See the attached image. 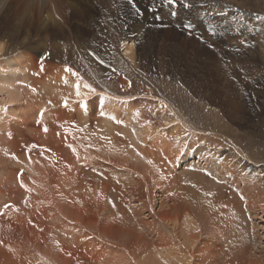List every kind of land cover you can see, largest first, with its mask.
I'll return each mask as SVG.
<instances>
[{"label":"rangeland","instance_id":"rangeland-1","mask_svg":"<svg viewBox=\"0 0 264 264\" xmlns=\"http://www.w3.org/2000/svg\"><path fill=\"white\" fill-rule=\"evenodd\" d=\"M65 1L73 3L72 5L76 10H70L69 13H67L68 15H65L64 22L61 23L64 25L60 26V32L62 30L65 32L62 31L63 33L61 32L60 34L64 35L65 38L71 40L72 44H76V48L78 50V53L80 54L79 56L82 57L83 55L82 58L84 59V61H86V67L90 69L92 68L93 72L95 70L97 72H100L99 76H97V79H101V81L107 80V78L111 79L116 74H120L123 77L127 76L128 78L132 79L135 85L139 86L141 84L132 71L135 68L134 71L137 70L136 75L139 74L146 77L155 85V87H148V89L146 90L147 96H142L143 98L148 100H157L158 98L168 101L176 107L180 116L184 120L196 126L197 128L195 129L201 131L197 132L198 134H202L205 132L207 133L205 134L207 136L218 135V137H220V150L218 153V159L222 163V166L226 168L219 167V162H214V165H206L205 163L201 162V159V161L199 160L198 163L194 164L188 163L189 161L184 158H181L180 160L177 159L175 161L174 157L183 156V151L181 155V150L179 149L181 143V131L186 130L184 126L181 128L177 127L175 129L167 128V131H164L160 126H158L157 123H149L148 121H146L141 124V126L144 125V128H147L153 135L148 143L140 144V140H136L135 142H133L132 139L127 137L126 132L122 131V128L129 126H132V128L136 129V124L131 123L127 125L125 122L127 119L122 120L123 123L111 121V133L107 138V145H105V155L106 157H108L109 155L108 159L110 158V160L104 161L106 164L110 165V168L113 169L114 174H111L108 178H112L108 180L107 178L104 179L100 176L93 177L90 173L92 172V174H95V171L93 173L92 170H87L91 172L85 171V173L88 174H84L86 178L82 181L86 182L85 188H87L88 186V180H90L88 182L94 181V183H97L98 187H100L99 184L104 186L110 184L112 182L111 180H114L117 176L115 174L118 171V169H116L114 164L112 163L114 162V160H118V162L122 164L121 167L127 170V175L124 174V178H130L133 180L132 184H130V188H133V192L129 191L127 193V198L132 199V203L129 206H123L124 209L122 213H118V211L115 212L116 216L120 214L117 216L119 217V234L117 240L116 242H114V244H112L109 242V240L103 238L106 242L102 246V252L100 251L101 253L99 251H96V247L99 245L96 242V240L98 241V239L92 237L91 233H88L89 231H86V227V232H84L83 227H76L73 224H68L66 225V227H64V225L62 232L57 231V244L58 247L61 246L58 249L60 250L59 252L62 254V251L64 250L63 256H65L66 254L70 255H66L69 262L70 257H72L73 255L78 256L81 253V256L86 253V256H90L92 254L93 258H95L97 255L94 256V251V253L96 252V254H102L101 258H103L104 260L100 261V264H151L153 263V259L156 258V256L165 258L170 254L180 256L183 259L187 257L188 253H186V251L188 252V249L180 243V227L177 229V226L188 225L190 227V225L187 224L190 222L194 225V227H196L192 230L193 233L197 234L199 232V234H201V237H210L212 238V240L215 239L218 242L221 241L220 243L223 245L226 242V238H224V236L226 235L225 231L228 230L229 227H231L229 223L227 224L229 220L235 221L239 227L242 224L244 225L247 233L245 241L247 240L246 243H248L249 245L248 253L253 255L254 252H258V250H261V248L264 247V220L262 219V216L264 214L261 213L260 209L253 208L251 206H248L247 209V207L245 208V206L242 205L244 211L243 214L239 215L240 212L237 211L239 207L236 203L238 202V204H243V201L245 200L251 201L252 199H256L257 197H259L262 191L264 192L263 185L260 182L261 178H264V0H188V7L184 6L183 0H179L176 7L162 3L161 0H156L154 8L149 9V11L152 12L153 17H151L150 19L146 17V27H143L144 29H142V31L138 34H129L130 31L128 29V21L125 20L122 15H120V4L118 2L119 0ZM127 1L129 0H124V6L126 7H128V5H131ZM75 4L76 6H74ZM163 11H165V13H163ZM138 22L141 23L140 20H138ZM65 24H69V26H66ZM185 25L192 26L191 34H188ZM64 27H66V29H64ZM68 27L69 29H67ZM212 28L215 29V35H211L208 33V30ZM202 35H204L205 39V41L203 42H201L199 39V37ZM86 37H88L87 40ZM128 39L131 43L133 42L132 45H136L135 48L133 46L131 48V52L135 56L133 60H130L129 57H125L123 55L125 53L123 49V41H126ZM221 41H227V44H223L221 43ZM241 41H244L245 43H241ZM29 42L30 43L27 45V48L29 49L23 48L21 51L30 52L32 48L34 50H38L39 52L43 48V50H46L43 42L40 43L39 40L35 38H33ZM213 42H217L218 44L215 51L212 48L208 47V44ZM95 43L97 45V49L95 48ZM98 46H100V48ZM156 48L158 49V51ZM90 51L96 52L97 55L105 61V64H100L93 56L89 55ZM43 54H47V51ZM138 60H140V62ZM219 62H222L225 65L224 69L226 71L228 70L227 73L222 74L223 69L219 67ZM67 65L72 67L74 71H77V68L73 67L70 64ZM60 66H62L63 69L65 68V64L63 62H59L57 66L58 68H55L57 70L54 69L53 72L50 73H47L46 66H44L45 69L42 71L44 73H42L40 65L35 68H39L38 71H40L42 74H40V72L38 71H34L33 69L30 70L28 74V82H26L25 86L27 87L28 91H30L29 95L31 94V97H38V101L37 99L32 100V107L36 106L35 108H39L41 105H44V107L55 110L58 105L61 104L58 108L64 109L63 102L65 98H67L69 105L73 103V100L71 98L76 97L75 91H73L71 89V85L68 84L70 82L67 81V84L63 83L65 79L63 81V78H61V76L65 78L68 73L65 72V70L62 72L63 69ZM136 66L138 67L136 68ZM113 69H115L116 71L113 72ZM59 70L61 71L59 72ZM219 70L221 73L219 72ZM230 70L233 71L231 74L235 75V78L230 76ZM57 71L59 73H57ZM78 73L81 72L79 71ZM43 74L45 76H43ZM52 74L57 76L51 78ZM227 74L232 78L231 80L229 79ZM46 75L50 76H48L47 78ZM97 79L90 81L85 77L83 79L88 83L92 82L91 84L96 88V93L89 94L90 96H98L97 98L99 99V102L102 101L103 96L109 97V99H104V102L102 104L100 103L96 107V110L94 109V111H97L98 113L97 114L95 112V121H92V119H90V116H88L90 111L86 110L88 109V107L90 109L91 106L90 103V106H88L87 101H89L90 97L88 95L84 102L85 104H87L85 105V107L84 103L82 105L79 103V101L77 102V97L74 99V102L76 103L72 104V108L75 112L72 108V112H70L71 110L68 111L72 113L71 119L70 117H68V114H66L67 116L63 115L64 118H67L66 121L70 119V122L68 121V124L67 122H65L67 125H64L63 129L70 128V126L73 125V127H71V129L74 130L73 137L78 138V142L75 139L74 143H72V147H76V149L79 151L77 152L76 150L75 153L71 152L73 148H71V145L69 144L70 146L68 145V147H66L67 150H65L66 148H64L63 150L61 149V152L59 153L60 155L57 156V159L59 158V161L61 160L60 158H62V160H64L63 162L67 163L65 165L62 164V166H59L61 165V163H63L62 160L60 161V163L56 162L59 173L58 177L56 176V179L60 178V180H56V185L60 187L65 193H68V191H70L69 193H79L83 196H89V194L94 195L92 191L89 192L88 190L86 191L85 188L83 189V187L80 186V184H82L81 181L77 180L75 176L80 172L78 171V169L83 164V160L85 163L90 160V156L93 157V154L89 155L91 154L90 152L92 151V148H87V150L90 152L88 155H86L88 151H85V143L83 141H79V138L81 139V137L78 136V133L79 135H82L84 134L83 131H86L84 130L85 126L82 127V123H88L87 117H89V127L93 129L97 128L99 124L102 123L101 119L102 113H104L105 105L107 109V106L110 103H113L115 106L112 104L111 107H119L116 108L117 112H119L118 110L120 108L122 111H127L126 107L129 108L130 105L133 104V101H135L136 99L135 98L126 103L122 102V100L115 99V97L117 96L125 98V94L117 95L111 92H107L106 89L101 88V81H99V83L97 82ZM56 81L58 82L56 83ZM74 82H76V80L73 81V83ZM203 86L205 87V89ZM156 88L161 93H163L164 96L156 95L154 93L156 92ZM33 89H35V91H33ZM196 90L199 93H197ZM85 91L86 89H84V92ZM201 91L203 92L202 95L200 94ZM206 92H208L209 95L211 94V96L204 97L203 94ZM231 93L233 94L232 96ZM54 96L56 99L54 98ZM46 98L48 99L46 100ZM35 101H37L36 104L38 105L35 104ZM70 101H72V103H70ZM0 103L3 104H0V112H2L0 113L2 119L1 117L0 119H4L3 122L0 120L1 145L3 142L7 141L4 134L2 135V133H4L3 128L7 123H11L10 120L13 118L11 114L8 113L9 111H7L5 107L7 106V104H4L5 102L1 99ZM52 104H54V106ZM79 104L83 107L79 106ZM2 108H5L4 110L6 112ZM83 110L86 113V116ZM64 113L66 112L64 111ZM82 114H84L85 117ZM37 117L38 122L41 123L43 121V117L41 118L40 115H38ZM84 118H86L87 120ZM78 119H81V124H79ZM74 121H78V123L75 124ZM127 121H131V119H128ZM87 125L88 124H86V126ZM74 127L81 128L74 129ZM55 129L57 132L52 131H55ZM59 130L62 129H51L48 127V131L45 132L43 127L42 131L44 132V136L42 141H46L44 144L48 143L46 144V147L48 146L49 148L50 146H54L55 149L57 143L55 144L54 140L58 138V135L59 137L66 136L64 138L71 139L70 137H68L70 133H65V130L59 132ZM217 132L219 134H217ZM54 133H56V135ZM35 138L37 139V144H39V142L41 143V138ZM117 139L120 140L119 142L121 143L124 141V144L126 143L125 147L134 155H138L139 157V151L141 150L145 153H149V157H142V159L138 161L128 159L126 157V154L122 151L123 143L121 147H115V141ZM29 140L31 141V138H29ZM221 140H223L224 142ZM29 144L28 146H31V144ZM222 145L223 147H221ZM237 147L241 150L243 155L236 153ZM1 148L2 146H0V152L2 151ZM68 148L71 149L69 150ZM82 150L86 153H82ZM44 152L48 153V149H45ZM221 153H223L224 159H221ZM79 154H82V158L80 157V159ZM77 155L78 158L76 157ZM70 159L72 160L70 161ZM79 163L80 166H78ZM60 167L63 168V171L66 167L65 170L70 171L68 172V174H71V171L76 172V169L78 173H74L75 175L73 174V178H70V175V177L66 176L67 173H65V176H62L63 171L60 170ZM203 169H207V171L210 172L211 175H206ZM189 172L190 175L187 174ZM156 173L157 175H155ZM66 177L67 180H65ZM88 177H91V179L93 180L88 179ZM68 180L70 182H73L74 184H69L70 182H68ZM98 181L102 183H98ZM105 181L106 183H104ZM193 184L197 185L199 190L198 192L199 194H201V200L207 197L208 199H210V202L207 203L205 200H203L202 202L206 207V209H204L205 212L200 214L193 211L191 212L192 215L189 213L192 217L187 218V212H185L184 214L182 213V211L180 212V209H177L176 206H174L175 203L172 199L173 196L177 195L179 191ZM161 185H163V187ZM247 190L249 191V194ZM112 192L111 190H109V194L106 193V199L111 203H108L110 207H112L115 201H117L116 198H118V196L115 193H119L117 191ZM207 193H211V195H207ZM133 195L136 197H134ZM26 199L27 198L25 197L23 199V202H25ZM110 199L112 200L110 201ZM225 208L228 210L227 216L223 211ZM218 212L221 213V215ZM164 214L166 215L165 219H163L162 217ZM206 222H208V225L205 224ZM210 223H213V225H211V227L213 226V229L208 230V228L206 229L205 226L209 227ZM199 224L201 225L199 226ZM69 225H73L72 228H69ZM173 226H175V228ZM75 227L79 231H77ZM70 229L75 233L71 234ZM81 230L82 233H88L90 235L83 234V236H81L82 239H79V241L75 239L74 241L75 236H80ZM64 232L65 234H63ZM208 234L209 236H207ZM66 235L70 236L66 237ZM141 237L143 238L142 240ZM68 238H71L69 239L70 241L68 240ZM222 238L224 241L222 240ZM84 240L85 242H82ZM87 240L88 244L86 245ZM90 240H93L94 244H92L93 242H91ZM73 241L77 244H80L82 248L77 244L75 245ZM259 242L261 243L260 248L257 249V245H259ZM82 243H85L84 246L82 245ZM96 243L98 245H96ZM89 244L90 247L93 245L92 247H94L95 250H90V248L85 247V245L88 246ZM64 247L66 249H64ZM99 247L100 245L98 246V249H100ZM73 248L75 250L78 248L80 253L77 250V254ZM170 251L172 252L170 253ZM87 252H89L90 255H88L89 253L87 254ZM93 258L92 260H94ZM150 260H152V262ZM190 262L191 264H196L193 259H191ZM84 264L90 263L89 261H87Z\"/></svg>","mask_w":264,"mask_h":264},{"label":"bare ground","instance_id":"bare-ground-1","mask_svg":"<svg viewBox=\"0 0 264 264\" xmlns=\"http://www.w3.org/2000/svg\"><path fill=\"white\" fill-rule=\"evenodd\" d=\"M100 1H105V0H100ZM118 2L120 4V15H122V17L128 21L127 22L128 23V29L130 31L129 34H132V33L138 34L139 32H141L142 29H144L146 27V23H147L146 17H148L149 19L151 17H153V14L151 11H149V9L154 8L156 0H137L136 1L137 7H133V6L128 5V4H127L128 7L124 6V4H125L124 0H119ZM127 2H129V1H127ZM161 2L165 3L164 0H161ZM72 4L73 3H70L69 1H65V0H0V39H3L4 41L7 42L5 50L0 51V99L5 102L4 104H7V106H5V107H6L7 111H9L8 113L11 114V116L13 118L10 120L12 124L9 122L5 125V127L3 126L4 127L3 128L4 133H2V135L4 134L7 141L3 142L0 145V146H2V148H1L2 151L0 152V209H3L4 204H13L16 206V209H18V211L16 209H3L4 214L0 216V264H59V263L61 264L63 261L65 262V260H66L65 264H84L87 261H89L90 264H95V263L98 264L100 261L104 260L103 258H101L102 254H100L102 252V246L106 242L103 238H106L112 244H114V242H116L118 234H119V231H118V226H119L118 218L119 217H117V216L120 214H118L116 216L115 212L118 211V213H122V211L124 209L123 206L131 205L132 199L127 198V193L129 191H132V189H133V188H130V184H132L133 180L130 178H128V179L124 178V174L127 173V170H125L121 167L122 164H120V162H118V160H114V162L112 163V164H114L115 168L118 169V171L115 174L117 176L115 177L114 180H111L112 182L110 184H107L106 186L99 184L100 187H98L97 183H94V181L88 182V181H90V180H88L87 181L88 186H87V188H85L86 182H83L82 180H84L86 178V176L84 174H88V173H85V171L91 172V171H87V170H92L93 173L95 171V174H92V172L90 173L93 177L100 176L101 178H104V179L107 178L108 180H110L112 178L111 177L109 179L108 177H110L111 174L112 175L114 174L113 169L110 168V165L105 163V161L110 160V158L108 159L109 155H108V157H106V155H105V145H107V138L110 136V133H111V128H110L111 121H115V122L117 121L118 122V121H122V120H126V119L127 120L131 119V121L126 120L125 121L126 124L128 125V124L134 123V124H136L137 128L136 129L132 128V126L124 127V128H122V131L126 132L127 137L132 139L133 142H135L136 140H140V144L148 143L150 141V139L152 138V135H153L152 133H150V131L147 128H144V125L141 126V124H143L146 121H148V122L150 121L151 123H157L158 126H160L164 131H167V128L169 129V126H172L171 129H175L177 127L181 128L184 126L186 130L184 129L185 131H181V134H180L181 135L180 136V142L181 143H180V149H179V150H181V155H182V151H183V156L174 157L175 161L177 159L180 160L181 157H183L184 159H187V161H189L188 163L194 164V163H198L199 160L201 159L202 161L201 160L200 161L205 163L206 165H208V164L214 165V162H216V163L219 162L220 163L219 167H222V168L224 167V166H222V163L218 159L219 158L218 153L220 150V146H219L220 137H218V135L217 136H214V135L207 136V135H205V134H207L205 132L202 134L199 133L200 134L199 135L197 132H201V131H199L198 129H195V128H197L196 126H194V125L188 123V121L184 120L180 116L176 107L173 106L171 103H169L166 100L158 99V98H157V100L156 99H151V100L145 99L142 97L143 95H141V93L139 91H137L134 93L137 95V98L135 99V101H133V104H131L129 108L126 107L127 111H122L120 108L118 110L119 112H117L116 108H119V107H115V108L111 107V105L113 103H110L107 106V109H106V105H105L104 113H102V119H101L102 123L99 124V126L97 128L93 129V128L89 127V117H87L88 123L85 122L86 124H88L87 126H86V124L82 123L83 124L82 127L85 126L84 127L85 129L84 128L83 129L86 131L85 132L83 131L84 134H82V135H79V133H78V136H80L82 139L81 140L79 138V141H83L85 143L84 146L86 147V149H85V147H84V149L86 152L88 151L87 148H90V149L92 148V151L91 152L88 151V153L86 155H88L90 152L91 154H89V155L93 154V157L90 156L91 157L90 160L85 162V163L83 160V164L81 166L79 163L78 166H80V168L78 169V166H77V169L80 172L78 173L77 169L75 170L78 174L75 175L74 173H76V172H72V171H71V174H68V172H70V171L65 170L66 167L64 168L65 172L62 170L63 168L60 167V170H62L64 172V173L62 172V174H63L62 176H65V173H67L66 176L70 175L71 177L70 176L69 177L73 178L72 176L74 174L76 176V179L81 181L82 184H80V186H82L83 189L85 188L86 191L87 190L89 192L92 191L94 193V195L89 194L90 197L88 195H87L88 196L87 197V196H83L79 193H77V194L76 193L75 194L69 193L70 191H68V190H67L68 193H65L64 191H62V189L60 187H58L56 185V180H60V178L56 179V176L58 177V174H59L58 173V166H57L56 162L60 163V161L62 160V158H60L61 160L59 161V158L57 159V156L60 155L59 153L61 152V149L63 150L64 148L68 147L69 144L71 145V148L76 149V147H74V146L72 147V145H73L72 143H74L75 139L77 141L78 138L73 137L74 130L71 129V127H73V125H72V126H70V128H68L69 131L65 132V133H70L68 137H70L71 139L64 138L66 136H60L59 137V135H58V138H56L54 140L55 144L57 143L56 148L54 149V146H50L48 148V146L46 147V144H48V143L44 144L46 141L45 142L42 141L43 136H44V134H43L44 132L42 130H43V127L47 126V128L49 127L51 129L52 128L53 129L54 128L62 129V130H59V132H62L64 130L63 129L64 125H67L68 121L70 122V119L72 116V113H70V112H72V110H71V108L73 106L72 104L76 103V102H74L75 101L74 99L76 97L71 98L73 100V103H72V101H70V103H72L71 105L68 104L67 107H64V105H63L64 109L62 107H60L62 109L58 108L61 104L58 105V107L55 109L56 111L51 109V108L49 109L47 107H44V105H41L39 108H35L36 106L32 107V105H33L32 100L37 99L38 97L37 98L31 97L30 96L31 94L29 95L30 91H28L25 84H26V82H28V74H29L30 70L33 69L34 71H38L39 68L36 69L35 67H37L38 65L41 64L42 59H43V65L46 66V68H47V73L53 72V70L55 68H58L57 67L58 63L63 62L65 65L70 64L73 67L77 68L76 72L80 71L81 77L83 79L85 77L87 80L90 81V80H96L98 78L97 76H99L100 72H97L96 70L93 72L92 68L90 69V68L86 67V61H84V59L82 58L83 55H82V57L79 56L80 54L78 53V50L76 48V44L75 43L72 44L71 40H69L68 38H65L64 35L60 34L63 31L61 29L62 31L60 32V28H61L60 26L64 25L61 23L64 22L65 15L67 13H69L70 10H74V11L76 10ZM74 6H76V4ZM115 7H113V8H115ZM137 8L139 9V11L137 10ZM163 13H165V11H163ZM142 14H145V15H142ZM138 20H140L141 23L138 22ZM66 23H67V21H66ZM67 25L69 26V24H67ZM64 29H66V27H64ZM67 29H69V27ZM63 32H65V31H63ZM52 36H53V38H52ZM72 36H73V34H72ZM76 36H78V35H76ZM26 37H27V39H26ZM33 38L39 40L40 43L43 42V45L45 46L46 50H43L44 48L42 47L43 49L40 52L38 50H34L33 48L30 50V52L21 51L23 48L24 49L27 48V45L30 43L29 41H31ZM87 38L88 37H86V40H87ZM49 40H51L50 44L48 43ZM96 42H97V40H96ZM40 43H38V44H40ZM132 43L130 42L129 39L126 41H123L124 52H128L132 48V46H133ZM94 45H96V43ZM98 47L100 48V46H98ZM95 48L97 49V45ZM27 49H29V48H27ZM152 50H153V48H152ZM46 51H47V54H43V53H46ZM157 51H158V49H157ZM134 57H135L134 54L131 52V56L129 57L130 60H133ZM137 58H138V55H137ZM145 58H147V57H145ZM138 61L140 62V60H138ZM132 63H133V61H132ZM60 67L62 68V66H60ZM137 67L138 66H136V68ZM219 67H221L223 69L222 74L227 73L228 70L226 71L224 69L225 65L222 62L221 63L219 62ZM55 70H57V69H55ZM134 70H135V68H134ZM134 70H132V71H133V74H135L137 80L139 82H141L142 80L144 81V84L142 86L139 85L140 87H142L145 91L148 89L149 86L155 87L153 82H151L149 79H147L144 76H141L139 74L136 75L137 70L136 71H134ZM60 71L61 70H59V72ZM63 71H64V69L62 70V72ZM38 72H40V71H38ZM41 72H40V74L44 73V72H42V73ZM59 72L57 71V73H59ZM219 72H220V70H219ZM232 72H233L232 70L229 71L230 76L235 78L236 76L232 75L231 74ZM50 75H46V77L48 78V76H50ZM43 76H45V75L43 74ZM54 76H57V75L52 74L51 78H53ZM230 76L228 75L229 79L231 80L232 78ZM66 77H67V81L70 82L68 84L71 85V89L73 91H75V88L73 87V85L75 84V82L73 83V81L76 80L75 77H73L70 73H68L66 75ZM94 77H96V78H94ZM61 78H63V81H64V77L61 76ZM99 81H101V79H97V82H99ZM57 82L58 81H56V83ZM63 83L65 84V81ZM122 83H125V81L123 80V76L120 74H116L111 79L107 78V80H102L101 81V88L106 89L107 92H111V93L120 95V94H124V93H121L119 91L117 85L122 84ZM52 87H55V86H52ZM156 87H157V85H156ZM204 89H205V87H204ZM234 89H236V88H234ZM54 90H56V89H54ZM228 90H230V89H228ZM202 91H203V89H202ZM202 91L200 93L201 95L203 93ZM82 92H84L83 88H82ZM85 92H87V90ZM54 93H55V91H54ZM54 93H52V94H54ZM154 93L158 96H164L163 93H161L157 88H156V92H154ZM197 93H199V92L197 91ZM232 95L233 94L231 93V96ZM88 96H90V95L88 94ZM203 96L204 97H210L211 94L209 95V93L206 92L203 94ZM97 97L98 96L91 95L89 97V101H87L88 106H90V104H91L90 109H89V107H88V109L85 108L86 110L90 111V113H89L90 115L88 114V116H90V119H92V121H95V112L97 113V111H94V109L96 110V107L100 103L102 104L104 102L103 98H102V101L99 102V99ZM43 98H45V97H43ZM54 98H55V96H54ZM47 99L48 98H46V100ZM37 101H38V99H37ZM37 101H35V104L37 103ZM39 101H41V100H39ZM77 102H78V100H77ZM110 102H111V100H110ZM0 104H2V103H0ZM54 104H52V105L54 106ZM80 104H79V106L83 105V104L82 105H80ZM162 104H166L167 107L166 108L162 107L161 106ZM36 105H38V104H36ZM85 105H87V104L84 103V107H85ZM79 106H77V107H79ZM133 106H135V107H133ZM41 109H45V110H43V115H44L43 119H42L43 121L41 123H39L37 116L39 115ZM77 109H79V108H77ZM59 110H61V111H59ZM84 110H83V112H84ZM64 111L66 113H64ZM68 111H70V112H68ZM73 111H74V109H73ZM102 112H103V110H102ZM0 113H2V112H0ZM4 114H2V115H4ZM66 114H68L69 115L68 117H70V119H68L67 121H66L67 118L63 117V115H66ZM76 114H77V112H76ZM82 115L84 116V114H82ZM85 116H86V113H85ZM0 117H1V115H0ZM77 117H75V118H77ZM73 118H74V116H73ZM1 119H2V117H1ZM84 119H86V118H84ZM3 120H1V121L3 122ZM80 120L78 119L79 124H81ZM78 121L77 122L74 121L75 124L78 123ZM7 122H8V120H7ZM65 122H67V124ZM72 122H73V119H72ZM75 124H74V126H75ZM77 127H74V129H76ZM80 128L81 127L77 128V129H80ZM52 131L57 132L56 129H55V131L54 130H52ZM70 131H73V132H70ZM76 132H78V131H76ZM186 133H187V140H186ZM54 134L56 135V133H54ZM214 134H215V132H214ZM217 134H219V133L217 132ZM47 135H48V133H47ZM62 135H63V133H62ZM19 136H21V137H19ZM28 136H30V137H28ZM205 136H207V137H205ZM35 137L41 138L40 139L41 143L38 141L39 144H37V141H36L37 139ZM29 138H31V141L29 140ZM197 138L204 140L205 144L203 146H201L199 143H195L192 145L191 148H186V146H185L186 142H191L193 140H196ZM119 141L120 140H118V139L115 141V147L119 148L122 146V143H123L122 151L126 154V157L128 159L138 161V160H141L142 157L143 158L149 157V153H145V152L140 150L139 151V154H140L139 157L140 158H139L138 155L137 156L134 155L125 147L126 143L124 144V141L122 143ZM221 141H223V140H221ZM29 143L31 145H36L37 147L29 150V148H28ZM221 147H223V145ZM71 148H68V149L70 150ZM45 149H48V153L44 152ZM196 149H201V151L197 152ZM65 150H67V148ZM179 150H178V152H179ZM71 152H73V151H71ZM77 152H79V151L77 150ZM84 152L82 150V153H84ZM185 152H186V154H184ZM236 153L242 154L241 150L238 147L236 148ZM13 155H15V157L18 158L19 162L12 159ZM81 156H82V154L79 156V159ZM76 157L78 158V155ZM73 158H74V156H73ZM71 160L72 159H70V161ZM63 161L64 160H62V162ZM62 164L65 165L67 163L63 162V163H61V165H59V164L58 165L62 166ZM219 167H218V169H219ZM224 168H226V167H224ZM111 169H112V171H111ZM21 171L23 174L19 176ZM187 174L190 175V172ZM155 175H157V173ZM88 179H91V177H88ZM237 179H239V178H237ZM21 180H23L24 185L26 186V188L28 190H25L24 187H21V184H20ZM61 180H62V177H61ZM65 180H67V177ZM91 180H93V179H91ZM162 180H164V179H162ZM106 181L104 183H106ZM68 182H70V181L68 180ZM260 182L264 188V178H261ZM71 183H73V182H70L69 184H71ZM98 183H102V182L98 181ZM132 186H134V185H132ZM161 186L163 187V185H161ZM71 188H69V189H71ZM260 188H262V187H260ZM109 190H111V192L112 191L119 192V193H115V194H117L119 199L116 198L117 201H115V203L113 204L112 207H110V205L108 204L110 202H108V200L106 199V196H107L106 193L109 194ZM134 190H136V189H134ZM198 191L199 190H198L197 185L193 184L189 187H185L183 190L179 191L177 195L173 196L172 200L175 203L174 206H176L177 209H180V212L182 211L183 214L185 212H187V215H186L187 218L192 217V216H190V214L193 211L195 213H200V214L205 212L204 209H206V207H205V204H203V202H202L203 200H205L207 203L210 202V199H208L207 197L204 198L203 200H201V197H200L201 194H199ZM248 194H249V191H248ZM258 195H259V192H258ZM91 196H94V197H91ZM139 196H140V194H139ZM159 196H162V195H159ZM255 196H257V195H255ZM25 197L27 199L25 202H23V199ZM134 197H136V196H134ZM111 200L112 199H110V201ZM139 200H140V198H139ZM243 202H244L243 204H240V203L238 204V202L236 203L239 207L237 209V211L240 212L239 215L243 214V211H244L242 208L243 207L242 205H244L245 208L247 207V209H248V206L260 209L261 213L264 214V192L263 191L261 192V195L259 197H257L256 199H252L251 201L245 200ZM139 203H140V201H139ZM225 206H226V204H225ZM225 210H227V209L225 208L223 210L224 214L227 216L228 210L227 211H225ZM234 210H235V208H234ZM221 211H219V212H221ZM253 212H255V211H253ZM219 214L221 215V213H219ZM137 215H138V213H137ZM256 215H254V216H256ZM162 217H163V219H165L166 215L164 214ZM200 217H201V215H200ZM223 219H225V218H223ZM262 219L264 220V215L262 216ZM223 221H225V220H223ZM207 223L208 222H206L205 224H207ZM228 223L231 225V227H229L228 230L225 231L226 235L223 234V235H225L224 238H226L225 239L226 242L223 245L220 243L221 241L218 242L215 239L212 240V238H210V237H205V236L201 237V234H199V232L197 234L193 233L192 230L196 227H194V225L190 222L187 224H189L191 228L188 225L177 226V229L180 227V234H179V236H181V239H180L181 242L180 243L183 246L187 247V249H188V252L186 251V253H188V255L186 257L187 259L186 258L182 259V257H180V256L170 254L165 258H161V257L156 256V258L153 259V263H151V264H191V262H190L191 259H193V261L196 264H264V247L261 248V250H258V252H254L253 255L248 253L249 252L248 251L249 245H248V243H246L247 240L245 241L247 233H246V229L244 228V225L242 224L243 226L240 225V227H239L238 224H236V222L232 221V220H229L227 222V224ZM68 224H73L76 227L81 226V227H83L84 232L89 231L88 233H91L92 237H95L98 239V241L96 240V242L100 245V247H99L100 249H98L99 245L96 243V245H98L96 247L97 248L96 251H99V252L101 251V252L100 253L98 252L99 254H96V252L94 253V251H93V254H95L94 256L97 255L95 258H93L92 254L90 255V253L87 252V254L89 253L88 255H90L92 257L86 256L85 255L86 253L81 256V254H82L81 253L78 256L73 255L72 257H70L69 262H68L67 256H70V255L66 254L67 255L66 256L64 253L65 256H63V251H64L63 248H62V250H63L62 254L59 252L60 250H58V249L61 246L58 247L57 240H56V233H57V231L62 232L63 226L65 225L64 227H66V225H68ZM200 225L201 224H199V226ZM211 225H213V223H210L209 227L205 226L206 229L207 228H208V230L213 229V226L211 227ZM72 226H70L69 228H72ZM76 227H75V229H76ZM85 227H86V231H85ZM173 227L175 228V226H173ZM67 231H65V232H67ZM70 231H71V229H70ZM72 231H71V234H74L75 232H72ZM77 231H79V230H77ZM65 232L63 234H65ZM220 232H223V231H220ZM88 233L87 234L82 233V230H81L80 236H75L74 241H75V239H77L78 241H79V239H82L81 236H83V234L90 235ZM202 233H204V232H202ZM66 234H68V233H66ZM76 235H77V233H76ZM67 236H70V235H66V237ZM207 236H209V234ZM219 237H222V236H219ZM69 239H71V238H68V240ZM142 239L143 238L141 237V240ZM222 240H223V238H222ZM82 242H85V240ZM91 242H93V240ZM249 242H250V240H249ZM74 243H75V245L77 244L76 242H74ZM84 244L82 243L83 246H84ZM87 244H88V240L86 242V245ZM92 244H94V242ZM260 244L261 243L259 242V245H257V249L260 248ZM77 245L79 247H81L80 244H77ZM86 245H85V247L90 248V250L94 249V247H92L93 245L91 247H90V244L88 246H86ZM64 249H66V248L64 247ZM77 250H78V248L75 250L76 253H77ZM183 251H185V250H183ZM78 252H79V250H78ZM171 252L172 251H170V253ZM173 252H174V250H173ZM103 253H104V251H103ZM175 253H176V251H175ZM64 257L67 259H65ZM92 258L94 260H92ZM150 261L152 262V260H150ZM64 262L62 264H64ZM184 262H186V263H184Z\"/></svg>","mask_w":264,"mask_h":264},{"label":"snow or ice","instance_id":"snow-or-ice-1","mask_svg":"<svg viewBox=\"0 0 264 264\" xmlns=\"http://www.w3.org/2000/svg\"><path fill=\"white\" fill-rule=\"evenodd\" d=\"M164 2L167 5L176 7L178 2H179V0H164ZM129 3L133 7H137L136 0H129ZM183 3H184L185 7L189 6L188 0H183ZM137 10L139 11L138 8H137ZM185 28H186V31L188 32V34H191L192 26L191 25H185ZM208 33L211 34V35H215V29L214 28L209 29ZM26 39H27V37H26ZM199 39H200L201 42L205 41L204 35L200 36ZM48 43L50 44L51 40H49ZM221 43L227 44V41H221ZM241 43H245V42L241 41ZM6 44H7L6 41H4L3 39H0V51H4L5 50ZM217 46H218L217 42H213V43H209L208 44V47L212 48L214 51L217 48ZM133 47L135 48L136 45L134 44ZM89 55L93 56L100 64H105V61L101 57H99L96 52L90 51ZM123 55L125 57H130L131 56V49L128 52H125ZM40 69H41V71L44 70L43 59L41 60ZM64 70H65V72L70 73L73 77L76 78V82L73 85V87L75 88V96L77 97V100L81 104H83L85 102L86 96L88 94H95L96 93V88L93 87L92 84L84 81L83 78L81 77L80 73L74 71L72 67H70L68 65H65ZM115 71L116 70L113 69V72H115ZM64 79H65V83H67V77H65ZM123 80L125 81V83L119 84V85H117V87H118V89H119V91L121 93L125 94V98H122L121 96H117V97H115V99L122 100V102L126 103V102H128L130 100H133V99L137 98V95L134 94L137 91H139L141 93V95H143L144 97L147 96V91H145L142 87L135 85V83H134V81L132 79H130L127 76H125V77H123ZM140 84L142 86L144 84V81L142 80L140 82ZM82 88L86 89L87 92H82ZM33 91H35V89H33ZM97 95H99V94H97ZM103 99H109V97L104 96ZM63 104H64V107L68 106L67 98L64 99ZM161 106L165 107V108L167 107L166 104H162ZM39 115H40L41 118L43 117V110L42 109L40 110ZM118 123H123V121H118ZM149 123H150V121H149ZM171 127L172 126H169L170 129H171ZM64 130H65V132L69 131L68 128H65ZM44 131L45 132L48 131L47 126L44 127ZM186 140H187V133H186ZM195 143H199L201 146H203L205 144V141L197 138L196 140H193L191 142H186L185 146H186V148H191L192 145L195 144ZM28 147H29V150H31L32 148H35L37 146L36 145H31V146H28ZM72 151L75 152L76 149L73 148ZM196 151L199 152V151H201V149H196ZM184 154H186V152ZM181 158H183V157H181ZM12 159L16 160L17 162H19L18 158L15 157V155H13ZM221 159H224L223 153H221ZM203 171L205 172L206 175H209V176L211 175V173L208 172L207 169H203ZM22 174L23 173L21 171L20 175H22ZM20 184H21V187H24L25 190H28L26 188V186L24 185L23 180L20 181ZM207 195H211V193H207ZM3 209H16V206L13 205V204H4L3 205ZM3 209H0V215L4 214L3 213ZM16 210L18 211V209H16Z\"/></svg>","mask_w":264,"mask_h":264}]
</instances>
